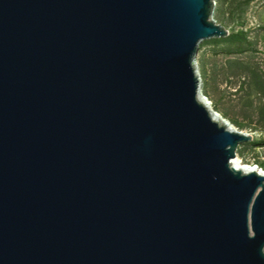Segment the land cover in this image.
Here are the masks:
<instances>
[{
  "label": "water",
  "instance_id": "95a60500",
  "mask_svg": "<svg viewBox=\"0 0 264 264\" xmlns=\"http://www.w3.org/2000/svg\"><path fill=\"white\" fill-rule=\"evenodd\" d=\"M215 1L0 0V264H264L252 138L200 102Z\"/></svg>",
  "mask_w": 264,
  "mask_h": 264
},
{
  "label": "rangeland",
  "instance_id": "374dc122",
  "mask_svg": "<svg viewBox=\"0 0 264 264\" xmlns=\"http://www.w3.org/2000/svg\"><path fill=\"white\" fill-rule=\"evenodd\" d=\"M238 1L216 0L212 17L228 33L247 32L253 51L229 55L226 52L234 46L203 42L196 65L202 95L212 109L236 131L250 136L251 142H260L264 140V0L252 2L242 18L233 10ZM250 145L239 146L237 157L243 164L260 169L264 146Z\"/></svg>",
  "mask_w": 264,
  "mask_h": 264
},
{
  "label": "trees",
  "instance_id": "16d2710c",
  "mask_svg": "<svg viewBox=\"0 0 264 264\" xmlns=\"http://www.w3.org/2000/svg\"><path fill=\"white\" fill-rule=\"evenodd\" d=\"M254 1L255 0H239L235 4L233 10L235 13H237L242 18L247 8L249 7V5ZM207 43H211V44L226 43V44L234 46L235 49L233 51L226 52L229 55L230 54L231 55L243 54L245 51H251L253 47V43L248 40L247 32H244V31L229 33V35L226 38L210 40L208 42H204L202 45L207 44ZM245 48L247 50H245ZM250 144H251L250 147L264 146V140L260 142H250ZM238 152L241 153L240 150H237V153ZM259 168L264 170V164H261Z\"/></svg>",
  "mask_w": 264,
  "mask_h": 264
},
{
  "label": "bare ground",
  "instance_id": "6f19581e",
  "mask_svg": "<svg viewBox=\"0 0 264 264\" xmlns=\"http://www.w3.org/2000/svg\"><path fill=\"white\" fill-rule=\"evenodd\" d=\"M200 102L202 103V105L204 106V108L208 111V113L210 114L212 120L221 124V120L220 119H222V118L212 109L211 104L209 103V101L206 98L205 99L200 98ZM231 128L234 129L233 127H231ZM231 164L237 170H244L245 172H250V171L259 172V170L257 168L255 169V168H253L251 166L250 167H245L247 165L243 164L241 162V160L237 156L232 161Z\"/></svg>",
  "mask_w": 264,
  "mask_h": 264
}]
</instances>
